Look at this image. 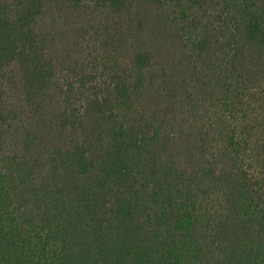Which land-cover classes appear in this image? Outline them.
<instances>
[{
	"label": "trees",
	"instance_id": "trees-1",
	"mask_svg": "<svg viewBox=\"0 0 264 264\" xmlns=\"http://www.w3.org/2000/svg\"><path fill=\"white\" fill-rule=\"evenodd\" d=\"M6 1L0 0V264H264V187L251 176L245 143L228 122L222 126L213 143L229 165L218 173L211 162L192 169L169 156L174 138L144 110L156 80L145 83L155 67L148 49L137 50L120 74L113 63L102 65L90 87H79L78 108L70 103L58 115L63 129L80 135L41 147L38 125H25L24 116L26 109L42 115L39 101L56 79L35 27L55 0ZM158 1L190 4L188 55L200 56L213 43V76L205 84L222 91L221 101L235 93L241 103L249 89L237 63L248 48H264V0H223L217 16L206 0ZM12 130L20 146L9 152ZM210 183L225 185L228 198L214 199L203 188Z\"/></svg>",
	"mask_w": 264,
	"mask_h": 264
},
{
	"label": "rangeland",
	"instance_id": "rangeland-1",
	"mask_svg": "<svg viewBox=\"0 0 264 264\" xmlns=\"http://www.w3.org/2000/svg\"><path fill=\"white\" fill-rule=\"evenodd\" d=\"M122 1L111 6L103 0H83L78 5L71 0H55L46 3L44 13L37 19L35 27L45 40L56 75L39 101L42 115L36 116L33 109H26L24 116L25 125H38L41 147L68 143L72 136L80 135L63 129L58 115L70 103L78 108L79 99L84 97L79 94V87L82 84L90 87L102 65L113 63L120 74L131 66L137 50L148 49L155 67L145 83L148 86L151 77L156 80L145 93L144 110L148 115L156 114L164 131L174 138L167 154L192 169L211 162V168L218 173L229 164L220 157L213 140L228 122L227 128L245 143L252 178H260L256 182L264 187V48H248L237 63L249 89L241 103L235 93L221 101L222 91L216 92L205 84L213 76L214 44L200 56L190 58L187 52L186 37L194 20L190 4ZM206 1L208 13L213 16L221 13L223 0ZM6 2L13 4L14 0ZM204 23L205 20L199 26ZM98 78L101 80L100 75ZM9 134L5 149L10 148V152L20 145L15 137L17 131ZM203 188L217 194L214 199L218 201L228 198L225 185L210 183Z\"/></svg>",
	"mask_w": 264,
	"mask_h": 264
}]
</instances>
